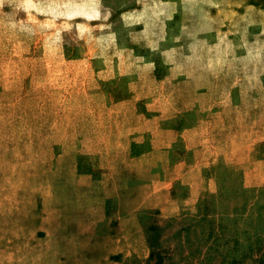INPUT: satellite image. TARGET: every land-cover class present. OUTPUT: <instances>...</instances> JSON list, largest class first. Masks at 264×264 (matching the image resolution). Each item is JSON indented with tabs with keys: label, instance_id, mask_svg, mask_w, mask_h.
I'll use <instances>...</instances> for the list:
<instances>
[{
	"label": "rangeland",
	"instance_id": "374dc122",
	"mask_svg": "<svg viewBox=\"0 0 264 264\" xmlns=\"http://www.w3.org/2000/svg\"><path fill=\"white\" fill-rule=\"evenodd\" d=\"M202 213L264 246V0H0V264H227Z\"/></svg>",
	"mask_w": 264,
	"mask_h": 264
},
{
	"label": "trees",
	"instance_id": "16d2710c",
	"mask_svg": "<svg viewBox=\"0 0 264 264\" xmlns=\"http://www.w3.org/2000/svg\"><path fill=\"white\" fill-rule=\"evenodd\" d=\"M200 218L196 222L195 226L203 228V225L207 224L210 227L209 234L207 239L209 242L204 243L200 246L203 248L207 245V251H211L212 253L218 254V256L222 260H226L227 264H243L245 260H250L252 264H264V246L262 243L263 238L261 236H257L256 241L258 243V247L256 248L253 244H247V246L242 245H233L232 247L229 246V243L232 241L226 240L222 230L225 228V224L221 222L219 225L220 233L215 231V226L212 225L213 218L206 214H200ZM156 230L154 227H150V230ZM256 236V233L254 234ZM260 244V246H259ZM241 249V253L238 252V247ZM163 250H152L149 255V264L153 261V264H165V256ZM255 253L260 255L259 257L255 258Z\"/></svg>",
	"mask_w": 264,
	"mask_h": 264
},
{
	"label": "crops",
	"instance_id": "0c3cea01",
	"mask_svg": "<svg viewBox=\"0 0 264 264\" xmlns=\"http://www.w3.org/2000/svg\"><path fill=\"white\" fill-rule=\"evenodd\" d=\"M191 132H192L191 130H185L182 136L180 134L181 139H183V142L185 143V146H187L191 143H194V138H192L193 135Z\"/></svg>",
	"mask_w": 264,
	"mask_h": 264
}]
</instances>
